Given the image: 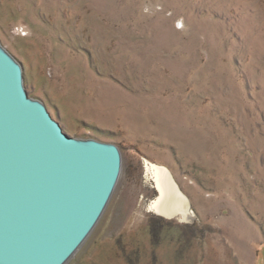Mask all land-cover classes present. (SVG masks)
Wrapping results in <instances>:
<instances>
[{"label": "rangeland", "instance_id": "374dc122", "mask_svg": "<svg viewBox=\"0 0 264 264\" xmlns=\"http://www.w3.org/2000/svg\"><path fill=\"white\" fill-rule=\"evenodd\" d=\"M27 96L121 167L64 264H264V0H0ZM146 160L189 216L150 209Z\"/></svg>", "mask_w": 264, "mask_h": 264}, {"label": "water", "instance_id": "95a60500", "mask_svg": "<svg viewBox=\"0 0 264 264\" xmlns=\"http://www.w3.org/2000/svg\"><path fill=\"white\" fill-rule=\"evenodd\" d=\"M120 167L115 144L69 136L29 98L20 65L0 48V264H63L100 218Z\"/></svg>", "mask_w": 264, "mask_h": 264}, {"label": "bare ground", "instance_id": "6f19581e", "mask_svg": "<svg viewBox=\"0 0 264 264\" xmlns=\"http://www.w3.org/2000/svg\"><path fill=\"white\" fill-rule=\"evenodd\" d=\"M145 167L147 173L145 176L151 178L153 187L158 191L150 203V209L156 210L165 217L180 216L186 218L189 216L187 197L181 192L171 172L167 168L148 160L145 162ZM172 179L177 186L172 182Z\"/></svg>", "mask_w": 264, "mask_h": 264}]
</instances>
